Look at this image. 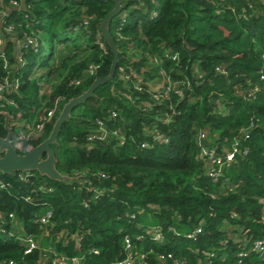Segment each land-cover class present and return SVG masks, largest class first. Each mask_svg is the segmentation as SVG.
Returning <instances> with one entry per match:
<instances>
[{"label":"trees","instance_id":"1","mask_svg":"<svg viewBox=\"0 0 264 264\" xmlns=\"http://www.w3.org/2000/svg\"><path fill=\"white\" fill-rule=\"evenodd\" d=\"M11 1L2 0L3 26L15 25L19 38L33 32L39 44L37 51L21 44L23 66L11 42L2 49L0 81L19 86L7 94L12 101L0 100V137L3 111L14 132L16 120H41L60 97L42 131L14 143L25 153L48 136L62 103L108 74L112 52L99 25L113 3ZM119 2L124 7L109 26L118 52L113 77L74 107L52 145L56 169L71 179L0 173L3 229L37 243L25 254L0 231V262L52 264L56 254L108 264L124 256L129 237L145 254L134 264H264V0ZM1 32L0 39L9 37ZM68 39L69 52L43 77L53 86L43 88L34 68L48 65L54 51L42 55V41ZM165 83L168 93L154 98ZM97 119L109 133L88 140ZM235 142V159L213 179L209 151L224 160Z\"/></svg>","mask_w":264,"mask_h":264},{"label":"built area","instance_id":"2","mask_svg":"<svg viewBox=\"0 0 264 264\" xmlns=\"http://www.w3.org/2000/svg\"><path fill=\"white\" fill-rule=\"evenodd\" d=\"M13 6H18V2L16 0H12L11 1ZM16 8V7H15ZM0 15H1V28L2 31L6 34H9V38L11 37V39H15L17 40L20 44H27L29 45L34 51L38 50V39L37 36L35 34H33V32H31V34H27V33H23L22 38L17 37L16 35V26L13 24H7L4 25L5 22V16L7 15V12L5 9L0 10ZM119 15V14H118ZM153 15V14H152ZM26 17V16H25ZM19 26V25H18ZM3 43V40L0 39V55H3V50L1 48V45ZM18 64L23 66V64L25 63V60L22 58L21 55L18 56ZM97 68V65L95 64H91L89 66V70L88 72L91 74L94 69ZM80 81L75 80V84H78ZM19 86V81L17 79L13 80V82H10L7 78L3 79L2 81H0V100L3 101H12L11 99L7 98V94L11 93L12 91H15ZM136 88L138 90H141V87L136 85ZM165 88V90H164ZM164 90L163 94L162 91ZM163 90H159L156 89L154 90L152 93L154 95V98L159 99L161 98L162 95H166L168 93V91L170 90V84H163ZM60 99V97L58 99H56L54 101L53 107H51L47 112L46 115L44 116V118L42 117V119L37 122L34 123H29L24 119H20V120H16L13 125L15 126V131L13 132V142H18L20 140H23V138H29L32 135L35 134H39L42 129L44 128V124L45 122L49 121L54 113L57 111L58 109V100ZM116 116V112L112 111L111 112V117H115ZM96 125L97 127L95 129H93V131L89 134L88 136V140H93V139H104L108 133L109 130H107V127L105 126L104 122L101 119H97L96 120ZM113 134H117L116 131H112ZM159 138V135H156ZM204 134L200 133V137H203ZM164 139V138H161ZM166 139H164L165 141ZM120 142H122V140L120 139ZM238 152V142H235L234 145L232 146V149L226 153L224 160H222L221 158H215L213 156V151H209L208 153V159L209 162L211 164V166L209 167V175L213 178L216 179L219 175H218V171L220 169V167L225 164L226 166L232 162L235 159V154ZM243 152H245V150H243ZM203 154H207L206 150L203 149ZM218 164V167H216L215 165ZM102 176H104L102 174ZM50 216V212L47 211L45 213L44 216L40 217V221L41 222H45L46 219ZM13 213L10 212L8 214V218H11L13 220ZM6 217L4 215H2V213L0 212V225H1V232L3 233H7L8 236H12L15 237L20 243L23 244L24 246V253L28 254L31 253L36 247H37V243L34 239L33 236L27 235V234H22L21 232H16L15 230H12L10 232H6L3 227L2 224L4 223ZM152 234H153V238L159 240L161 238V233L159 230H157L156 228L151 229ZM261 245V241H257L255 243V247L260 248ZM94 253H97L96 250H93ZM145 258V254L142 252H135L133 250V244L131 242V239L129 237H125L124 239V256L121 259L115 260L113 262H109L108 264H134V262L136 260H142ZM52 264H83L82 263V258L80 256H72L71 258H67L65 255H56L54 259L51 262ZM0 264H13L12 260H2L0 262Z\"/></svg>","mask_w":264,"mask_h":264},{"label":"water","instance_id":"3","mask_svg":"<svg viewBox=\"0 0 264 264\" xmlns=\"http://www.w3.org/2000/svg\"><path fill=\"white\" fill-rule=\"evenodd\" d=\"M113 7L107 13L105 18L100 22V34L112 52V61L107 75L102 77H95L93 82L82 90L78 96L68 99L61 107L60 112L55 118L52 128L48 136L39 142L37 145L29 149L25 153H19L14 147L13 131L9 126V115L3 111L4 128L6 135L0 137V173L15 176L16 172L36 171L42 176H46L51 180L64 181L70 180L71 177L62 174L55 167V154L52 148L53 144L57 143V138L61 127L66 122L78 104L86 101L87 98L94 95L95 89L113 77L115 67L118 61V52L116 44L109 32V26L112 19L121 12L123 5L119 0H111Z\"/></svg>","mask_w":264,"mask_h":264},{"label":"rangeland","instance_id":"4","mask_svg":"<svg viewBox=\"0 0 264 264\" xmlns=\"http://www.w3.org/2000/svg\"><path fill=\"white\" fill-rule=\"evenodd\" d=\"M117 17V16H116ZM116 17L115 18H113L112 19V26H113V24H114V22H115V20H116ZM43 43V45H42V47L44 46V52L45 53H48V51H49V49L50 48H52V50L54 51V53L52 54V56H51V60H50V62H49V66L51 65H55L56 64V62L57 61H59V57L63 54V53H65V52H69V50L67 49V46H69L70 45V40L68 39L66 42H63V43H45V40L44 41H42ZM52 46V47H51ZM71 55H72V53H70ZM51 66H50V68H51ZM48 68H45V69H43V68H39L38 66H36L35 68H34V72H38L39 70H41V71H46ZM44 76H45V73H44ZM53 84V82L52 83H49V82H47L46 81V79H44V81H42L41 82V86L43 87V88H46V89H48L49 90V87H51V86H53L52 85ZM64 103H62V105H63ZM35 121L33 120V123H34Z\"/></svg>","mask_w":264,"mask_h":264},{"label":"crops","instance_id":"5","mask_svg":"<svg viewBox=\"0 0 264 264\" xmlns=\"http://www.w3.org/2000/svg\"><path fill=\"white\" fill-rule=\"evenodd\" d=\"M5 4L2 2V0H0V10H3V9H5ZM6 10V9H5ZM7 11H10V9H8L7 8ZM2 31V28H1V15H0V34L2 33L1 32ZM8 42H11V44L13 45V53H14V56L16 57V60L18 59V56L20 55V52H21V44L17 41V40H15V39H11V37L9 38H6V39H4L3 40V43H2V45H1V48L2 49H6V45H7V43ZM43 53L44 54H46L44 51L42 52V55H43ZM50 60H51V58L49 59V62H50ZM18 62V61H17ZM49 67V64L48 65H41V67H39V68H43V69H45V68H48ZM46 72V71H45ZM44 71H41V70H39L37 73L36 72H34L33 74L34 75H32V76H34V77H36V78H38L39 79V81L40 82H42V81H44V73H45Z\"/></svg>","mask_w":264,"mask_h":264}]
</instances>
